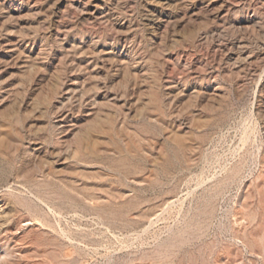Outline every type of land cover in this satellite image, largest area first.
Wrapping results in <instances>:
<instances>
[{"label":"rangeland","instance_id":"obj_1","mask_svg":"<svg viewBox=\"0 0 264 264\" xmlns=\"http://www.w3.org/2000/svg\"><path fill=\"white\" fill-rule=\"evenodd\" d=\"M0 264H264V0H0Z\"/></svg>","mask_w":264,"mask_h":264}]
</instances>
